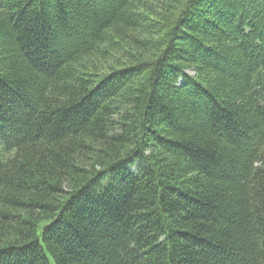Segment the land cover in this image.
Returning a JSON list of instances; mask_svg holds the SVG:
<instances>
[{"label":"trees","instance_id":"1","mask_svg":"<svg viewBox=\"0 0 264 264\" xmlns=\"http://www.w3.org/2000/svg\"><path fill=\"white\" fill-rule=\"evenodd\" d=\"M0 264H264V0H0Z\"/></svg>","mask_w":264,"mask_h":264}]
</instances>
